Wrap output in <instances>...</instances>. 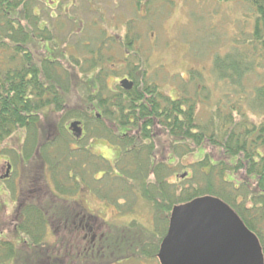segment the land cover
Instances as JSON below:
<instances>
[{"label":"trees","instance_id":"obj_1","mask_svg":"<svg viewBox=\"0 0 264 264\" xmlns=\"http://www.w3.org/2000/svg\"><path fill=\"white\" fill-rule=\"evenodd\" d=\"M170 1L174 3L173 0L135 2L139 6L154 2L169 4ZM241 1L249 3L254 13L253 30L242 32L243 37L237 40L235 48L217 56L214 61L218 81L229 83L239 95L232 101L228 94L225 101L218 103L217 111L208 121L201 119L198 111L199 103L208 99V95L205 98L189 97L184 89L180 97L171 98L161 91L159 85L142 79L145 70L141 79L133 75L136 81L133 90L115 95L105 94L106 85L101 72L95 78L98 88L94 92L91 90L89 102L92 106L97 101L104 109V119L115 126H106L101 120L104 125L102 133H106L115 144L119 143L122 149L116 168H120L125 178L143 179L152 175L156 180L155 193L149 192L148 184L144 190L158 212L170 215L174 207L204 196L221 198L258 237L264 251V0ZM40 2L0 0V157L3 144L24 131L23 156L31 160L30 163L36 160L39 167L46 161L49 167L58 153L54 150L47 153L50 144L45 137L48 135L43 134L40 117L34 110L51 104L56 107V113L63 114L75 68L83 65V69L89 66V70H97L101 63L97 53H102L106 41L93 42V45L80 41V48L91 54V58H85L84 62L63 58L64 53L61 55L63 59L51 58L52 53L58 51V43L56 35L41 21ZM132 29L130 24L129 33ZM132 38L127 35L122 39L128 50L134 48ZM49 44L53 45L52 49H48ZM133 65L137 66L131 64V67ZM253 76L261 84L245 85ZM197 80H201V75L192 72L190 82L196 83ZM46 91L51 92V101L44 97ZM249 112L253 116L259 115L261 120L254 121ZM71 118L72 115L64 113L63 121ZM118 126L125 127L127 135L119 136ZM159 133L170 139L175 153L204 151V156L192 167L193 174L185 178L194 182L190 187L178 190L166 179L173 175V171L168 163L157 161L154 141ZM67 147L61 153L65 154L69 150ZM207 147L213 148L217 157L209 154ZM129 156L133 157V162L122 167ZM17 159L19 162L18 155ZM51 168L55 170L57 167ZM146 170L148 173L144 175ZM160 202L167 204L165 209L158 205ZM1 207L0 202V213ZM39 226H25L27 235L35 244L38 242L34 229ZM3 245L0 236V264H5ZM153 249L157 252L156 246ZM9 255L12 256V252Z\"/></svg>","mask_w":264,"mask_h":264},{"label":"rangeland","instance_id":"obj_2","mask_svg":"<svg viewBox=\"0 0 264 264\" xmlns=\"http://www.w3.org/2000/svg\"><path fill=\"white\" fill-rule=\"evenodd\" d=\"M40 1L41 21L49 27L52 34L56 35L55 40L58 43V51L56 54L52 53L51 58L63 59L61 55L64 53L67 56L66 59H78L84 62L85 58H91V54L85 50L86 54H83L84 51L79 45L80 41L92 45L93 42L106 41L102 53H97L101 58L99 68L105 70V73L108 72V78L105 81V94L109 93L108 88L116 89L118 74L131 72L135 68V65L131 67V64H136L139 69L147 70L146 80L149 84L159 85L161 91L171 98L180 97L181 90L184 89L188 91L189 97L205 98L208 95L209 98H205L203 103L200 102L198 107L200 118L204 121L211 118L212 113L219 107L218 103L225 101L228 94L232 101L238 98L239 93L236 94L233 86L231 87L227 82L218 81L214 71V61L217 56L225 55L233 47L235 48L237 40L243 37L242 32L253 30L254 13H252L249 3L241 0H173L174 3L170 1L169 4L154 2L155 4L144 3L138 6L135 0ZM130 24L133 25L132 33H129ZM127 35L134 39L133 49L129 48L128 50L124 47V43L121 45L122 38ZM52 48L53 45L49 44L48 49ZM80 50L83 52L81 53ZM38 56L41 57L40 52H38ZM81 61L79 63H82ZM88 68L89 66H85L83 69V65L76 67L75 78L70 82L71 92H68L67 113L73 118L80 112L82 107L80 105L88 98L91 90L94 92L93 89L98 88V83L94 82L95 78L92 75L96 69L89 70ZM192 72L199 73L201 80L191 83L190 74ZM247 84L251 87V85L261 83L257 77H254L250 78L249 83L246 81L245 85ZM249 117L257 122L261 120L259 115L253 116L250 112ZM61 118L62 115L55 114L44 120L46 129H48V123L59 121ZM73 118L68 121H63L62 118L61 125L69 124ZM103 126L92 122L87 138L80 145L64 141L57 142L53 150L60 154V158L54 160L49 167L46 163L44 169L52 170L53 166L57 167L55 170L69 169L70 165L65 163L66 157L81 156L80 151L71 152L70 150L84 148L89 144L94 145L98 151L105 149L106 153L112 156V164H115V156L118 159L120 152L115 150L114 141L108 139L106 133H102ZM61 134L62 137H68L64 130ZM24 138L25 132H19L6 141L1 148L0 176L5 172L7 160H12L16 164L15 176L10 183L0 179V202L2 204L8 201L6 191L16 185L19 171L22 170L17 155ZM67 145L69 150L65 151V154L61 153ZM154 146L157 161L168 163L172 168L173 175L166 179L178 190L190 187L194 182L185 180L182 176L185 173L193 174L192 167L204 156V151L175 153L172 151L173 146L170 139L164 133L158 134ZM205 149L209 154L217 157L213 148ZM58 154L57 156H59ZM87 156L90 157L89 154ZM130 156L124 161L122 167L133 162V157ZM94 158L97 157H90V159L84 157L88 161L90 169L109 172L113 170L109 164L102 165ZM70 164V169L82 168L81 160L70 162ZM39 168L36 160L26 167V169L33 170ZM146 173L148 171L143 174L146 175ZM111 174L109 179L104 182L105 185H109L104 190H109L107 192L110 194L107 196L109 199L111 197V201L117 205L118 209L110 208L107 216H113V213L121 215L118 217L123 219L120 222L121 225L131 222L134 229L140 230L135 232L136 236H144L143 241L148 239V242L157 246L167 234L170 215L167 212H158L154 202H150L149 198L145 196V184L146 186L148 184L149 192L155 193L156 180L151 175L149 178L144 176L143 179H131L123 176L122 180L116 181L114 177H111ZM158 205L165 209L167 204L160 202ZM132 236L135 234L133 233ZM24 260L25 264H29V262L40 264L43 263L44 256L32 257L28 252H24Z\"/></svg>","mask_w":264,"mask_h":264},{"label":"flooded vegetation","instance_id":"obj_3","mask_svg":"<svg viewBox=\"0 0 264 264\" xmlns=\"http://www.w3.org/2000/svg\"><path fill=\"white\" fill-rule=\"evenodd\" d=\"M63 58H66V54ZM136 67L131 72L118 74L116 89L108 88V91L112 95L129 92L121 87L120 83L123 80L133 82L134 89L136 81L133 75L141 79L145 70L143 68L136 69ZM101 72L102 80L106 81L108 72L105 73L106 71H102L101 68L93 71L92 75L96 78ZM146 72L147 70H145ZM142 79H146V75H143ZM94 82H97L96 79ZM50 94L51 92L46 91L44 95L48 101H51ZM80 106L82 107L81 110L79 109L78 115L69 124L62 126L61 120L69 107L67 104L64 105L63 114H60L62 118L59 121L48 123V129L45 127L44 120L58 114L56 107L47 104L34 110L35 115L40 117L43 134L48 135L45 137L47 143L50 144L47 153L51 154L53 147L59 141L75 143V145L83 143L88 136V129L92 122L96 123L102 120L108 126L115 127L104 119V109L98 105L97 101L90 106L89 96ZM102 121L99 123L100 126L103 125ZM74 122L81 123V138H77L70 130V125ZM118 129L119 136L127 135L125 127ZM62 130L66 131L67 138L60 136ZM25 142L26 136L18 149L19 166L22 167V170L19 171L16 185L12 186L13 188L9 186L10 188L6 191L8 201L3 202L0 213V236L4 243L5 264H25L24 252H28L32 257L44 256L43 263L40 264H161L158 254L165 237L156 246L157 252H155L152 242H148V239L143 241L144 236H136L135 232L140 230L134 229L131 222L121 225L120 222L123 219L118 218L121 215L113 213V216H107L110 208L118 209L117 205L111 201V197L108 198L107 194L110 192L104 189L109 185H105L104 182L109 179L111 173L113 174L111 177H114L116 181L122 180L123 173L116 168L117 162L120 161L119 157L121 158L122 155L119 143H114L115 150L120 152L118 159L115 156V164H112V156L107 154L105 149L98 151L94 145L89 144L84 148L70 150L71 152L80 151L81 156H69L65 159L66 165L69 164L70 167V162L81 160V169H44L43 167H46V161H44L39 169L33 170L26 169L31 160H28L25 155L23 156ZM86 154L92 158L97 157L94 159L102 165L109 163L113 170L109 172L90 169L88 161L85 160L90 157ZM57 158L55 155L52 159L56 160ZM6 164L2 176L8 174L9 164L12 168L9 177L3 181L10 183L15 176L16 164L12 160H7ZM168 220L169 228L170 216ZM26 225H42V227L34 229L38 243L35 244L30 235H27ZM133 233L135 236H132ZM11 252L12 256L9 255Z\"/></svg>","mask_w":264,"mask_h":264},{"label":"water","instance_id":"obj_4","mask_svg":"<svg viewBox=\"0 0 264 264\" xmlns=\"http://www.w3.org/2000/svg\"><path fill=\"white\" fill-rule=\"evenodd\" d=\"M120 84L128 91L134 87L128 80ZM70 130L81 138L80 122L72 123ZM7 168L1 180L9 177L12 166ZM158 257L161 264H264L258 237L232 207L213 196L173 208Z\"/></svg>","mask_w":264,"mask_h":264}]
</instances>
